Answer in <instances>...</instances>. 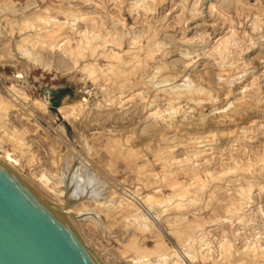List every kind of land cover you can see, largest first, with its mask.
Returning a JSON list of instances; mask_svg holds the SVG:
<instances>
[{
  "label": "rangeland",
  "instance_id": "1",
  "mask_svg": "<svg viewBox=\"0 0 264 264\" xmlns=\"http://www.w3.org/2000/svg\"><path fill=\"white\" fill-rule=\"evenodd\" d=\"M0 161L104 264H264V0H0Z\"/></svg>",
  "mask_w": 264,
  "mask_h": 264
},
{
  "label": "water",
  "instance_id": "2",
  "mask_svg": "<svg viewBox=\"0 0 264 264\" xmlns=\"http://www.w3.org/2000/svg\"><path fill=\"white\" fill-rule=\"evenodd\" d=\"M46 202L0 163V264H104Z\"/></svg>",
  "mask_w": 264,
  "mask_h": 264
},
{
  "label": "bare ground",
  "instance_id": "3",
  "mask_svg": "<svg viewBox=\"0 0 264 264\" xmlns=\"http://www.w3.org/2000/svg\"><path fill=\"white\" fill-rule=\"evenodd\" d=\"M187 51V50H186ZM226 70V69H225ZM222 76V75H221ZM225 76V75H224ZM188 88V87H187ZM194 90H195V88H194ZM230 90V89H229ZM228 92V91H227ZM179 95V94H178ZM180 96V95H179ZM24 97V96H23ZM181 97V96H180ZM25 98V97H24ZM175 99H176V97H175ZM180 100V99H179ZM176 102V101H175ZM179 107V106H178ZM60 109H62V111L64 112V110H65V107H61ZM75 109V108H74ZM177 110H179V109H177ZM235 133V132H234ZM239 133V132H238ZM233 134V133H232ZM196 145H198L197 143H196ZM193 147H195V145L193 146ZM199 147V146H198ZM10 154H12V153H10ZM8 157H10V156H8ZM9 161V160H8ZM0 163H2V164H4V165H6V166H8L9 168H11L10 166H9V163H7V162H5V161H0ZM12 169V168H11ZM92 182L91 183H89V190H90V188H93V186H92ZM91 191L92 190H90L89 191V199L91 198ZM162 191V190H161ZM164 196V195H163ZM93 197V196H92ZM165 197V196H164ZM93 198H95V196L93 197ZM166 199V198H165ZM175 199V198H174ZM67 200H68V205H64L63 207L62 206H58L57 204V207H56V209H59V208H64L65 207V211H64V215L66 214V215H69L70 216V213H71V210H72V208L70 207V203H71V199L69 198V197H67ZM139 200V199H138ZM147 200V199H146ZM46 201V200H45ZM168 201V200H167ZM47 203V202H46ZM49 203V202H48ZM47 203V204H48ZM148 203V202H147ZM158 203V202H157ZM171 203V202H170ZM177 204V203H176ZM153 208V207H152ZM178 250V249H177ZM180 251V250H179ZM166 254V253H165ZM183 256H184V254H183ZM186 257V256H185ZM167 256L166 255H162L161 256V258L159 259V262H157V263H155V264H166V262H167ZM143 260V258H141V259H136V260H134L135 261V263L136 264H140L141 263V261Z\"/></svg>",
  "mask_w": 264,
  "mask_h": 264
}]
</instances>
